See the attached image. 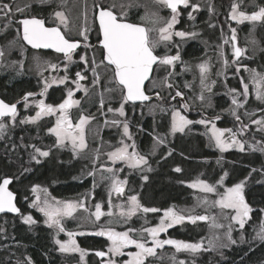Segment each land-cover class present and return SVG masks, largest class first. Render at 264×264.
<instances>
[{
  "label": "snow or ice",
  "instance_id": "1",
  "mask_svg": "<svg viewBox=\"0 0 264 264\" xmlns=\"http://www.w3.org/2000/svg\"><path fill=\"white\" fill-rule=\"evenodd\" d=\"M41 3L50 2V0H40ZM155 2L161 8L170 9V18L165 19L160 17L158 13H152L151 16L155 19H150L149 15L146 13L145 16L140 17L141 20L148 19L153 25L160 24V26L148 28L142 24L129 22L127 19V11H122L117 13L115 4L105 6L102 2H97L94 4L93 12V24L98 22V27L95 29L97 33L96 44L90 43V32L92 31L88 27L80 28L78 35L81 37L80 40H72L65 35V32L69 30V21L67 16L63 11H55L53 16L59 21L57 26H46L45 20L36 18L35 16H24V18L16 20L15 23L19 25L16 29V39L22 40L27 45H30L33 49H53L56 53L62 54L64 60L67 62L65 64V72H67V64L73 63V56L77 51L83 46L85 50L98 48L101 52L102 59L100 60V65H104L109 68L112 75V82L119 87L121 93V103L118 109H113L109 107L108 112H118L119 116H125L124 105L128 102L135 104L136 101H148L150 96L146 95V82L153 83V73L158 71L160 68H175V63L180 60L179 52L175 55H158L156 50L163 43L166 47L169 42L173 40V36L181 38L183 40L186 37L195 38L197 33L195 32H185V31H174V26L178 23V17L180 16V6L188 8L191 6L192 11L188 13L190 19H195L193 12L199 9L198 4H191L190 0H155ZM242 2V0H241ZM134 5L129 4L127 7L131 8ZM138 6V5H137ZM123 9L125 6L120 5ZM258 10L252 11L250 14L238 10L239 4L233 3L231 5V11L229 14V19L242 24L245 21H249L255 24L260 22L264 25V6L257 5ZM31 8V4L24 6H17L7 2H0V18L8 20V24L5 25V29L13 23L14 17L17 13L23 14ZM63 26V30L61 28ZM156 32L157 35L154 37L151 33ZM237 31L235 28L231 29V41L233 43V57L234 63H238L239 59L244 55L245 49L237 46ZM15 40L9 43H14ZM225 44L229 41L225 40ZM178 47V46H177ZM4 56V51L0 50V57ZM221 57L223 58L224 68L227 69L229 66V60L221 52ZM80 61L84 65L90 66V70L93 74V84H98L100 81L99 74L96 71L97 65L95 55L89 60L87 51L79 57ZM52 69H56L58 65L51 64ZM200 71V85L202 93L199 99L203 102L205 97L203 95V90L208 92L212 91V87L206 83L207 73L209 72L208 62L201 63L199 66ZM244 70L250 73L249 79L253 84L255 89L256 99L264 103V73L257 72L255 69L247 68L244 66ZM240 71V67L236 68V72ZM223 73H217V75H222ZM169 76L173 75L172 71H169ZM87 77L81 72L77 71L75 73V80L72 82L76 85V89L79 90L83 86L81 81L85 80ZM167 80V77L165 78ZM69 80V76L65 75L58 80H53V83L64 84ZM240 83L243 85L242 92H238L237 89L231 88L228 90V95L231 96V105L234 107L229 108L227 111L235 117L237 121H240V116L237 114V109L242 108L244 103L247 102V97L249 95V84L244 82L242 77ZM215 84V81L212 82ZM168 87H172L169 83ZM186 87L188 85H185ZM51 87V84L45 82L44 91L41 95ZM87 93V88L83 89ZM34 94L29 92L23 97L24 106L27 108L28 99ZM74 92L71 88L67 91V98L63 100L58 106H53L51 104H45L43 100L36 103V107L39 109L36 111L35 116L28 117L25 120L20 121L21 123H36L43 116L56 115L55 125L48 129V132L55 136L56 145L65 148L69 145L71 146V151L79 155L84 149L87 148V143L85 140V126L92 120L95 119L93 116L81 115L79 121L74 123L68 114V110L74 105H79L80 101L73 99ZM158 95V94H157ZM183 94L180 91H176L175 96L181 97ZM243 96L245 99L241 101L238 97ZM187 107V105H184ZM100 108H104V101L101 99ZM17 106L16 104H8L3 100H0V138L3 137L5 129L8 125L4 122V118H9L13 124L17 118ZM246 115H254L248 114ZM221 117L217 115L215 120H219ZM109 122L106 120L105 125ZM193 121L189 120L181 114L179 110H173L171 113V132L174 134L176 132H184L187 125L192 124ZM196 123L208 125L211 123V136L210 140H213L215 146L220 149L221 152L227 150L228 148L237 147L241 152L245 151L246 141H242L237 138L238 135L243 134V130L248 128V125H242L241 129L236 132L232 128H217L214 122L206 119H201ZM252 123L259 126L260 131H264V117L260 119L252 120ZM111 124L116 127H122V138L119 142L120 146L115 147L114 150L109 151L107 159L111 161L113 165L117 162L125 163L129 168L135 169L141 165H147L148 161L145 156L140 155L135 151L136 145L133 141L131 144L126 143L124 138L127 140H133L132 134L130 132V125L125 121L112 120ZM225 133L230 134L228 139H225ZM157 143H163V139L156 138ZM259 147L256 145H249L253 151L264 152V142H258ZM33 148V154L31 159L39 163L38 157H48L49 151L41 150L35 145L31 146ZM133 151H129V149ZM171 155V152H169ZM99 161V150H97V155L95 156L93 163ZM102 172L106 171L110 173L109 176L104 177V179L110 182L109 189V211L105 213L102 211V205L97 203L95 205V212L90 215L95 218V221H99L102 216L112 217L114 213L111 211L113 207L111 203V195L115 193L117 196H123L125 193L126 180H121L117 178V172L123 171V169H116L112 167L100 166ZM150 170V169H149ZM176 172H181L182 169L175 168ZM256 172L257 169H252ZM261 174L264 175V170H261ZM89 175H95V172H90ZM228 174L225 173L224 176ZM251 173L249 174V177ZM147 180V176L143 177ZM224 177H221L220 184H223ZM248 177L239 183L234 184L231 187H227L222 193L217 191V187L206 183L203 180H197L192 183L190 187L199 188L203 193H216L219 196L218 200L213 201L214 206H219L223 211L225 209L232 210L235 214L230 217L231 221L239 225L240 229L245 227V223L250 219V213L253 209L245 200L244 188L247 183ZM10 178H3L0 182V213H20V209L14 203V194L9 191V184L11 183ZM33 192L37 189L33 188ZM39 200V197H37ZM128 208L127 211H121L119 215L124 217L126 220L131 219L132 216L136 215L137 212L141 213H156L161 211L157 208L144 207L140 204L138 197L136 195H131L127 197ZM207 203V200H204ZM33 207L38 208V210L43 213L46 217L45 223L48 227H55L57 232H66L63 225V219L65 217H72L73 213L78 207H83V204H77L72 202H61L55 201L54 203H49L45 200L42 204L34 203ZM117 207L124 208L123 204L117 205ZM86 210V209H85ZM264 212V209L260 210ZM210 218L206 215H180L177 214L172 208L164 210L163 216L159 219L157 225L153 227H142L137 230L134 228H128L126 231L117 232L112 228H100L98 231L91 233L96 236L104 237L111 242L108 246L107 252L96 251L95 255L97 257L109 258L103 261L102 264H118L114 257L127 256L128 259L121 262V264H146L149 257H156L157 249H162L165 245L174 246L177 252L186 251L191 254L198 253L203 249V241L199 243H189L183 240L176 239H160L161 233H167L169 228H172L176 224H180L185 220L190 221L195 224L197 221H207ZM213 223L211 227H222V225L215 224V218H211ZM23 220L27 224H34L31 215L23 216ZM110 222V221H109ZM147 222V221H145ZM232 225L229 224V230L227 233L228 240L230 243H236L231 236ZM68 240L61 241L60 239H55V244L58 245L60 252H79L81 260L84 259L86 250L82 249L76 239V235H85L84 232H66ZM151 240V246H149V239ZM256 239L264 242V223L261 224L259 231L256 234ZM210 246L212 242L209 241ZM227 247V245H224ZM130 247H134L135 251L125 252L124 250ZM208 250V249H203ZM179 264H185V261H179Z\"/></svg>",
  "mask_w": 264,
  "mask_h": 264
},
{
  "label": "trees",
  "instance_id": "2",
  "mask_svg": "<svg viewBox=\"0 0 264 264\" xmlns=\"http://www.w3.org/2000/svg\"><path fill=\"white\" fill-rule=\"evenodd\" d=\"M55 10H57V5L52 4L51 12ZM48 11L47 7H33L25 13L26 15L30 13L47 14ZM4 74L0 76V94L8 101H14L28 91L37 90L38 80L34 76L24 74L19 77V74H15L13 70H6ZM57 92L61 90L58 89ZM160 98L162 99V94ZM214 99V108L209 109L210 111L205 110L209 113L207 115L213 117L216 116L213 110H226L225 99L217 90H215ZM138 105L128 104L127 117L130 119V124L131 121L134 124V142L139 151L146 156L148 164L143 172H129L128 189L129 192L139 197L144 207L165 210L174 204L189 205L195 200V191L189 184L191 181L200 178L214 183L227 173L228 175L224 176L226 185L236 184L248 177L244 194L253 209L252 221L260 222L263 214L260 210L264 209V175L261 174V170H264V152L253 151L250 147H245L243 152L239 149L221 152L210 143L208 135H202L203 127L200 125L194 126L195 131H192L194 133L191 135L186 132L170 134V117L169 114L165 115V110L164 113L160 112L159 119H157L158 112L155 113L156 116L146 117L138 113L136 110ZM253 107L257 108V106ZM196 108L195 112H205L199 107ZM99 109V97L96 98L94 104L84 106V110L91 114L99 115ZM225 115L223 114L218 122L221 127L227 124ZM262 115L264 116V111L255 114V116ZM195 118L196 113L192 115V119ZM103 136L111 138L106 133ZM156 138L163 139V143H157ZM31 139L38 143L33 128L28 126L9 128L4 138V147H0V177L1 175L2 177L11 176L13 188L31 182H43L50 185L51 192L58 197L78 195L93 189L94 181L91 175L84 177L83 180L74 179L75 175L81 174L82 166L83 173L92 170L91 163L88 160H83V162L75 160L71 155L59 156L53 153L38 164L35 163L33 168L27 171V162H24L23 158L26 156L22 146L26 148ZM247 140L259 147L258 142H264V133H259L252 128ZM48 143L49 140H46V144ZM177 167L182 171L176 172ZM252 169H257V171L253 172ZM144 176L148 177L147 180L143 178ZM17 193L20 200L19 192ZM96 198H103L98 190L93 200ZM18 204L21 212L26 210L32 213L35 223L27 224L21 221L20 215H0V264H76L74 256L58 251L53 240V231L42 223L41 215L34 210L24 209L20 201ZM211 210L215 216V209ZM160 215V211L154 214L147 213V215L141 213L130 219L126 226L120 229H139L148 221L154 224ZM69 224L74 227L73 223ZM179 229V226L178 228L173 227L168 230L167 234L185 241H193L195 237L202 236V233H195L191 226H188V230L184 233L178 232ZM106 239L88 234L80 236L78 243L91 252L94 249H103L106 246ZM97 259L98 257L92 252L83 264H100ZM212 260L216 264H264V242H253L247 237L244 242L232 243L222 248V256L211 249L200 258L202 264H208ZM146 264L150 263L146 262Z\"/></svg>",
  "mask_w": 264,
  "mask_h": 264
},
{
  "label": "rangeland",
  "instance_id": "3",
  "mask_svg": "<svg viewBox=\"0 0 264 264\" xmlns=\"http://www.w3.org/2000/svg\"><path fill=\"white\" fill-rule=\"evenodd\" d=\"M7 1H9L10 4H14L17 6H24L25 5L24 1H28V0H7ZM31 1H36V0H31ZM38 1H40V0H38ZM69 2H71V3L68 4L67 6H65V3H69ZM96 2H102L105 6L115 4L117 6L115 8V11L117 13H120L122 11H127V13H128L127 19L143 23L146 26H148V28H152V27L158 28L160 26V24L153 25L152 23L149 22L148 19L141 20L140 17L145 16L146 13L149 15L150 19H155V17L151 16L152 13H158L160 17L165 15L164 8H161L155 2V0H50V2H47V3H52L53 5H57V10H55V11H63L65 13V15L67 16L68 21H69V30L66 31V34L71 35L72 29H75L79 32L80 28H82V27H88L89 29L91 28V26L93 24V22H92L93 21L92 16H93V12H94L93 4ZM129 4H132L134 6L129 8V7H127ZM120 5H124L125 7L122 9L120 7ZM17 14H19V13H17ZM50 14L52 15L51 12H50ZM16 15H15L14 19L16 18ZM52 19L58 21L54 16H52ZM7 23H8V20H7ZM16 29H17L16 23H14V20H13V23L7 27V40L3 43V45L0 49V50L4 51V56L0 57V63H2L7 68V70H13L15 74H19V77L24 75V74H27L31 77L34 76L38 80V82H41V83L43 82V86H44L45 82H47L51 85H58L60 83H58V82L53 83V80H58L59 78H62L65 75L69 76V68H71L72 65H74V63H76V60L79 59L80 54H79V56H77V54L73 56L74 62L71 64H67V72H65V64L67 62L62 57H59L56 54H46L42 51H36V50H30V49L28 50V48H25L26 46L22 43L21 40L16 39ZM11 30H12V32H11ZM156 35H157V33L153 32V36L155 37ZM250 38H254V35H251L249 37V39ZM13 40H15V42L10 44L9 42L13 41ZM96 51L99 53L98 48H96ZM83 54H81V55H83ZM90 55L93 56V52ZM100 60H101V58H97L96 62L97 61L100 62ZM201 63H204V62H201ZM201 63L196 64V67L198 68V70H199L198 66ZM51 64H56V65H58V67L56 69H52L50 67ZM101 67H103L104 71L109 76V81H110L111 80L110 79L111 70L109 68L105 67L104 65H101ZM209 68H210V70L207 73L206 83L212 87V91L208 92L207 90H203V95L205 97L203 102L199 99V96L202 93V89H201V85H200V74H199V83L198 84L196 82L197 76L194 78V81L196 83L193 84V86L190 90L189 98L187 99L188 103L181 105V104H178L177 103L178 101L176 100L173 104H171L172 99H170V93H169V90L167 89V87H168L167 85L169 84V82H168L169 77L167 78V80L165 79L166 77H164V76L162 77L161 75L163 72H165V69H163V71L161 73V68H160L158 71H155V73L153 75V83H148L146 86V90L149 93L157 92V93L162 94V99L160 98L159 100H153V101H150L147 103H142V105L139 104L137 106L136 110L138 111L139 114L144 115L146 117H150V115H152V117L154 115L156 116L155 113L158 112L157 119H159L161 113H164L163 111L165 110V112H166L165 115L169 114V117H170L169 118V133L170 134H172V132H171V113L173 110H179L181 112V114L186 116L187 119L193 121L192 124L187 125L185 127L184 132L191 135L194 133L192 131H195L194 126L200 125L203 127L202 135L203 134L208 135L209 140H210L211 123H209L207 126L203 125V124L196 123L197 121H199L201 119L208 120L207 118L204 117V114L205 115L209 114V113H207L208 111H210L209 109H212L215 106V99H214V95H215L214 89L215 88L212 84V80L210 79L211 67L209 66ZM80 71L83 72L82 70H80ZM199 73H200V71H199ZM98 74H99V77L101 79V77L103 76V73L100 71ZM249 77H250V73L248 72L247 80L249 79ZM74 80H75V78H74ZM85 80H83V83L80 82L83 87L79 90L76 89V85L72 82L73 79H70V77L66 83L60 84V85H63L65 87L66 92L68 91L69 88H71L73 90V92H74V90L82 92V94H83V96H82L83 97V115L95 117V119H92L85 126V140L87 143V148L84 149L82 152H80L79 155H76L71 151L70 145L68 147H65V148H61V147L57 146L56 145V138L54 139L55 141H53V143L49 142L48 144H46V142L43 143L42 137L36 136L38 143H35L34 139H31V141H29L28 146L26 148L24 146H22V149L25 153L24 155L26 156L23 158L25 159L24 162H27V164H26L27 171L31 170L33 168L34 164L36 163V161L31 159V155L33 154V148L31 147L32 145L39 147L41 150L49 151V153H50L49 156H51L53 153H56L59 156L67 154V155H71V157L73 159L78 160V161L83 162V160H88L91 163V166L93 167V169L83 173V166H82L80 169L81 174L75 175L74 179L83 180L84 177L90 176L89 175L90 172H95L94 176L91 175L93 178V181H94L93 189L91 191L89 190L87 192H82L78 195H73V196H68V197H58L51 192V186L46 184V183H43V182H37L36 181V182L26 183L20 187H14V188L19 192L20 202H21L23 208L24 209L28 208L29 210H34V211L38 212L42 217V223L44 225H46L47 227H48V225L45 223L46 217L43 215V213H41L38 210V208L32 206L34 203L42 204L45 200H47L49 203H54L55 201H61V202H72V203H77V204H83V207H78L76 209V211L73 213L72 217H65L63 219V225L66 229V232H68V231L77 232V233L84 232L85 235H88V234H91V233L98 231L100 228H112L117 232L126 231L128 228H126V229H120V228L125 227L130 219L126 220L124 217H121L119 215V213L121 211H127V208H128L127 197L131 196V195H136L133 192H129L128 174L131 171L143 172V171H145L144 168L146 165H141L138 168L132 169V168H129L123 162H117L115 165H113L111 163V161H109L107 159L106 154L109 151L114 150L115 147L120 146L119 142L122 138V127L113 126L111 124L112 120H120V121L126 120L130 125V132L132 134L133 140H127V138H124L125 142L131 144L134 141V136H133V134H134L133 125L134 124L132 123V121L130 124V121H129L130 119L127 117V108L129 107L128 106L129 103L124 105L125 116H123V117L119 116L118 112H108L107 109L109 107H111L113 109H118L120 106L122 97H121L119 87L113 83L109 84V85L105 84V78H102L98 84H95V87H90L85 82ZM250 82H251V80H250ZM102 83H104V84H102ZM102 85H104V86L102 87ZM252 86H253V84H252ZM84 88H87V93H85V91L83 90ZM34 93L35 94L28 99L27 103L29 106L27 108H25L24 101H23L22 108L18 112L16 121L14 124L9 118H7L6 121H4L8 125V127L5 129L6 132L4 131L5 133H7L9 128H13V127L15 128L17 126H28V127H30V125H32L30 123H21L20 121L25 120L28 117L35 116V113L37 111L36 103L40 100L37 97V93L36 92H34ZM173 93L175 94L176 90H173ZM249 93H251L253 95V97H255V99H256L255 89H251V90L249 89ZM82 97L80 96L79 98L82 99ZM97 97L100 98V103H101V99H103L104 108L103 109L100 108L98 110L99 115L87 113L88 111L84 110V106L94 104L96 102ZM257 101H259V100H257ZM260 103H262V102L260 101ZM184 105H187V107H184ZM196 107L201 108L203 111H205V110H208V111L207 112L206 111L201 112V113L195 112V111H197ZM257 107H259V106H257ZM250 108H248V111ZM251 109H252L251 111H254L256 108L252 106ZM212 112H216V116L219 115L222 118L223 114H228L229 111H226L224 109V110H216V111L213 110ZM194 113H196V118L193 120L192 115ZM237 114H238V111H237ZM249 114H251V113H249ZM215 117H214V119L209 120V121L214 122L216 124L217 128H221V129L229 128V127L219 126L218 122L220 120H215ZM261 117H264V116L262 115V116H259L257 118H252L251 120L248 121L249 123L247 122V124H249V126L253 125L252 128H254V130L260 131V130H258L259 126L253 124L252 120L260 119ZM231 118H232V120L235 119L234 116H231ZM106 120L109 122L107 125H105ZM96 121H98V122H96ZM237 126H240V124ZM230 128H232L233 131L236 132L239 127H236V129H235V127H230ZM252 128H250V129H252ZM187 131H189V132H187ZM104 133L109 135L111 138H107V137L103 136ZM260 133H264V131H260ZM229 135L230 134L225 133V139H228ZM237 138L240 139V135H238ZM210 143L215 145L213 140H210ZM135 145H136V143H135ZM249 145H252V144L250 141H248L246 139L245 147H249ZM56 149L58 151H56ZM229 149H238V148L232 147V148H228L227 150H229ZM97 150H99V161L94 164L93 160H94L95 156L97 155ZM129 151L131 152V151H133V149L130 148ZM135 151H137L140 155H143L139 151L137 145H136ZM143 156H145V155H143ZM42 158L46 159L47 157H38V159L40 161L43 160ZM145 158H146V156H145ZM101 165H104L105 167L123 169V171L117 172V178H119L121 180H126L127 184L125 185V193L123 196H117L115 193H112V195H111V203L113 205V207L111 208V211L114 213V215L112 217L105 215V216H102L99 221H95V218L93 216H91L90 214L95 212V205L97 203H100L102 205V211H104L105 213H107L109 211V203L108 202H109L110 182L108 180L104 179V177L109 176L110 173H108L106 171L102 172L100 170ZM221 177H224V176H221ZM221 177L214 183H210V182L205 181L203 179L196 178L193 181H191L189 184L191 185L192 183L196 182L197 180H203L208 184L216 186L217 191L222 193L227 187H231L234 184L233 185H226L225 184V178H224L223 184L221 185L220 184ZM33 188H36L37 191L33 192V190H32ZM192 189L195 191V196H194L195 200L193 203H191L189 205H187V204H183V205L174 204L170 208H172L177 214H180V215H184V216L206 215L210 218L207 221H197L195 224L191 223L188 220H185L184 222H182L180 224H176L180 228L178 230V232H180V233H184L185 231H187L188 226H191L195 233H202V236L195 237L193 241H185V240H183V241L189 242V243H199V242L203 241V249H208V250L205 251L202 249L198 253L191 254V253L186 252V251L177 252L175 247L171 248L170 246L165 245L163 247V248H165V250L162 249L159 252H157L158 255L156 257H149L147 262H149L150 264H179V261L182 260V261H185V264H202L200 261V258H202V255L204 253H207L211 249L214 252L217 251V254L219 256H222V248L225 247L224 245H227V247H228V246H230V244H232L228 240V236H227V233L229 230V224L232 225L231 236H232V239L236 241V243L244 242L247 239V237L250 238L251 241H253V242L254 241L260 242V240L256 239L255 237H256L257 232L260 229L261 224L264 223V212L261 216L260 222L255 221V220L252 221L253 216L250 213L251 218L246 221L245 227L243 229H240L239 225L236 224L235 222L231 221V219H230V217L235 214L232 210L225 209L222 211L219 208V206L213 205V201L219 199V196L216 193H203L202 191H200L199 188H192ZM97 190L99 191V193L101 195H103V198H99V199L96 198L95 200H93V197H95ZM37 197H39V200H37ZM205 199L207 200V203H204ZM138 200H139V197H138ZM245 200H246V197H245ZM139 202H140V200H139ZM121 204H123L125 207L124 208L117 207V205H121ZM212 208L215 209V214H216L215 216H213L214 212H213V210H211ZM165 210H167V209H165ZM201 210H203L205 212H203ZM163 212H164V210L160 211L161 215L157 218V220L154 224L152 222L148 221L149 223L148 222L144 223V225L140 226L139 229H141L142 227H153V226L157 225L159 222V219L163 216ZM139 214H141V212H137V214L132 216L131 219L138 216ZM19 215H20L19 219L21 221H24L23 216H27V215L32 216V213L24 210ZM144 215H147V213ZM213 217L215 218V221H214L215 224L222 225V227H211V225L213 223L211 218H213ZM70 222L73 223L74 227L70 226V224H69ZM176 225H174L173 227H176ZM50 229L53 231L54 242H55V239H60L61 241L68 240V236H67L66 232L58 233L57 229L55 227H52ZM139 229H137V230H139ZM169 229H171V228H169ZM162 234H165V233H161L159 238L163 237ZM80 236H83V235H76L75 236L77 243H78V238ZM105 239H106V237H105ZM148 239H149V243H150L151 240H150V238H148ZM180 240H182V239H180ZM209 241L212 242L211 246L209 244ZM110 243L111 242L108 239H106V249H103L105 252H107V249H108V246L110 245ZM78 245H79V243H78ZM56 246H57L58 251H59L58 245H56ZM96 250L97 249H95L94 251H91V252L86 250V254H85L83 260H81V256H80L79 252L69 251V252H63V254H67L68 256H74V258L76 259V262H75L76 264H79V263L83 264V262L87 261L89 254L92 252L95 254ZM135 250L136 249L134 247H130V248L125 249L124 251L128 252V251H135ZM108 258L109 257L106 256V257H103L99 260H100V262L101 261L103 262V261H106ZM114 259L117 260L118 264H121V262L128 259V257L127 256H121V257H114ZM208 264H216V263L212 260Z\"/></svg>",
  "mask_w": 264,
  "mask_h": 264
},
{
  "label": "flooded vegetation",
  "instance_id": "4",
  "mask_svg": "<svg viewBox=\"0 0 264 264\" xmlns=\"http://www.w3.org/2000/svg\"><path fill=\"white\" fill-rule=\"evenodd\" d=\"M0 2L9 3L7 0H0ZM24 3L25 5L31 4L30 9H32L33 7L34 8L47 7L49 11L47 14L30 13L29 15H26V13L24 14L19 13L16 15V18L14 19V23L16 20H19L24 16H29V17L35 16L39 18H44L45 23L48 26L57 25L59 23V21L52 19L53 13L55 12V11L51 12L52 3H41L38 0L36 1L28 0V1H24ZM70 3L71 2L65 3V6H67ZM233 3L239 4L238 10L245 11L249 14L252 11L258 10V8L256 7L257 5L264 6V0H242V2L241 0H190V5L191 4L199 5V9L196 12L192 13L195 19H190L188 16V13L192 11L191 6H189L188 8H184L183 6H180V9H179L180 16L178 17V23L174 26V31H185L189 33L195 32L197 33V36L195 38L186 37L183 40H181V38L179 37L173 36V40L168 43L167 47L162 43L156 50L158 55H165V54L175 55L177 51L179 52V55H180V60L175 63L174 69L163 68V67L161 68V73L163 69H165V72H163L161 76L162 77L164 76L167 78L169 77L168 82L172 85V87H167L170 93V99H172L171 104H173L176 100L178 101L177 103L181 105L188 103L187 99L189 98V93H190V90L193 84H195L196 82L197 84L199 83L200 73H199L198 68L196 67L197 63L208 62L209 66L211 67L210 79L212 80V82L215 81V84H213L215 88L214 91L217 90L219 94L223 95L225 99L226 111L227 109L234 107L231 105V96L227 94L228 90L231 88H235L237 89L238 92H242L243 85L240 83V80L242 77L244 78V82L249 84V89L250 90L254 89L250 80L249 79L247 80L248 71L244 70V66H247V68H250V69H255L257 72L264 73V25H262L260 22H257L254 27L253 23L249 21H245L242 24H238L237 22L230 20L229 14L231 11V5ZM164 11H165V15H163L162 17H164L165 19L170 18V15H171L170 9L164 8ZM50 12L52 13V15L50 14ZM92 20H93V16H92ZM128 20L129 22L142 24L143 26L148 27L145 24L140 23L138 21H134L130 19ZM6 24H8L7 20L4 18H0V49L3 43L7 40V29H5ZM17 27H19L18 24L16 28ZM97 27H98V23L94 25L92 24L90 28L92 30L90 32V43L92 44H96L97 42V33L95 30ZM61 28L63 30L62 25H61ZM232 28H235L237 31V39H236L237 46L246 50L244 55L239 59L238 63L233 62L234 61L233 43L231 41V29ZM65 35L72 40L81 39V37L78 35V31L75 29H72L71 35H67L66 32H65ZM151 35L153 36V33H151ZM251 35H254V38L249 39ZM225 40H228L229 43L225 44L224 43ZM25 48H28V50L29 49L33 50L27 46ZM36 51H42V50H36ZM85 51H87L89 60H91L93 57L90 55L92 52H93V55H95V59L97 58L102 59L100 50H99V53L96 51V49L85 50L83 46L77 51L76 54L77 56H79V54L81 55L85 53ZM42 52L46 54H56L59 57H62L64 59L62 54H58L54 52H46V51H42ZM221 52H223L224 55L229 60V66L227 67V69L224 68L223 58L221 57ZM97 65L99 66L96 68V71L97 73H99L100 71L103 73V76L101 77V79L105 78V84L107 85L112 84V83L115 84L114 82H112V78H111L113 75L112 71L110 73L111 80L109 81V76L104 71L103 67H101L98 61H97ZM238 66L240 67V71L236 72V68ZM6 70L7 68L2 63H0V76L5 75L4 73ZM80 70H82L83 71L82 73L86 75L87 77L85 82L90 87H95V85L93 84L94 77H93L92 71L90 70V66L84 65L83 62L80 61L79 59H77L76 63H74V65H72L71 68H69L70 79L74 80L75 73ZM169 71L173 72L172 76L168 75ZM217 73H223V74L217 75ZM196 76L197 78L195 82L194 78ZM81 83H83V81H81ZM185 85H188V86L186 87ZM103 86L104 85H102V87ZM36 88L37 90L28 91L24 95H20L14 101L6 100L1 94H0V97L7 103L16 104L17 113L22 108L23 97L29 92L33 94H35L34 92H36L39 100H43L45 104H51L53 106H58L60 103L63 102L64 99L67 98L66 89L63 85H60V84L51 85V87H49L47 91L44 92L43 95H41V92L44 91L43 82L42 83L37 82ZM58 89H60L61 92H57ZM173 90L180 91L183 95L181 97H176L175 99H173L172 97L175 96V94L173 93ZM146 92L149 93L147 90ZM149 94H152V93H149ZM80 96L81 97L83 96L82 92L74 90L73 99L80 100V103L79 105H74L68 110L69 117L74 123L78 122L80 116L83 115V97L81 99L79 98ZM238 99H240L241 101H244L245 98L243 96H240L238 97ZM138 104H142V103H138ZM252 106H259V107H257L254 111H251ZM248 108H250L249 111H248ZM38 110L39 109L37 108V111ZM237 111H238V115L241 116L240 121H237L236 119L232 120L231 116L233 115H231L230 112H228V114L224 116L226 123H227L225 127H229V128L235 127V129L236 127H239L238 128L239 130L241 129L242 125H248V128L244 129L243 134L240 135V139L242 141H246L247 135L249 134V131H250L249 129L253 127V125L249 126L247 122L251 120L252 118L259 117V116H255V114L264 111V103H260V101H257L255 97H253V95L249 93L247 97V102L244 103V106L242 108H238ZM248 112L251 114L254 113V115H246V113ZM204 117L207 118L208 120L214 119V117L211 115L204 114ZM6 119L7 118H4V121H6ZM55 121H56V115L43 116L36 123H30L32 124L30 125V127L34 129L35 135L37 137L43 138V143H45L46 140H49V142H53L55 141L54 140L55 136L50 134L48 132V129L55 125ZM239 124L240 126H237ZM5 132L3 134V137L0 138L1 148L4 147L3 144H4V138L6 135ZM257 132L260 133V131H257ZM1 178H2V175L0 179ZM11 188L17 193V191L12 187V184H11ZM17 199H18V193H17ZM18 201L20 200L18 199ZM151 214H154V213H151ZM176 227L178 228V225H176ZM162 236L163 237H161L160 239H169V237L171 239H176V240L181 239L176 236H169L167 233L162 234ZM149 246H151V241L149 243ZM166 246H170L171 248L172 247L174 248V246H171V245H166ZM103 249H106V246H104ZM103 249L98 248L97 250H103ZM162 249L165 250V248H162ZM162 249H157V252H159ZM97 260L100 264H102L101 263L102 261L100 262L99 259Z\"/></svg>",
  "mask_w": 264,
  "mask_h": 264
},
{
  "label": "water",
  "instance_id": "5",
  "mask_svg": "<svg viewBox=\"0 0 264 264\" xmlns=\"http://www.w3.org/2000/svg\"><path fill=\"white\" fill-rule=\"evenodd\" d=\"M22 18H24V17H22ZM21 18V19H22ZM36 18H39V17H36ZM40 19H44V18H40ZM45 20V19H44ZM98 23V22H97ZM46 24V23H45ZM46 26H48V25H46ZM52 26H57V25H51V26H49V27H52ZM27 47H29V48H31V49H33L30 45H27L25 42H23ZM33 50H42V51H46V52H54V53H56L53 49H33ZM59 54V53H58ZM147 83L148 82H146V85H147ZM158 94V95H157ZM146 95H148V96H150V100H148V101H143V102H141V101H136L135 102V104H138V103H147V102H150V101H152V100H154V99H159V97H160V94L159 93H152V94H149V93H147L146 92ZM0 100H3L1 97H0ZM4 101V100H3ZM5 102V101H4ZM5 103H7V102H5ZM128 103H131V104H133L132 102H128ZM8 104H14V103H8ZM17 106V105H16ZM5 177H7V178H10L11 179V183L9 184V186H8V188H9V191H11L13 194H14V197H15V200H14V203L16 204V206L20 209V213H21V207L19 206V204H18V199H17V193L11 188V184L13 183V178L11 177V176H4V177H2L1 179H0V182H2V179L3 178H5ZM19 213V214H20ZM5 214H8V215H12V216H16V215H19V214H17V213H0V215H5ZM106 237V236H105ZM96 251H101V250H96ZM95 251V252H96ZM103 251V250H102ZM98 259H101V257H98Z\"/></svg>",
  "mask_w": 264,
  "mask_h": 264
}]
</instances>
